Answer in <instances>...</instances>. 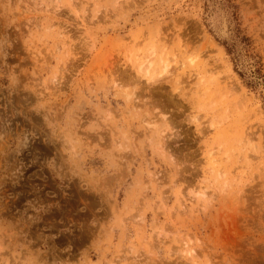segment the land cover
I'll return each mask as SVG.
<instances>
[{
  "label": "rangeland",
  "instance_id": "374dc122",
  "mask_svg": "<svg viewBox=\"0 0 264 264\" xmlns=\"http://www.w3.org/2000/svg\"><path fill=\"white\" fill-rule=\"evenodd\" d=\"M0 264H264V0H0Z\"/></svg>",
  "mask_w": 264,
  "mask_h": 264
},
{
  "label": "bare ground",
  "instance_id": "6f19581e",
  "mask_svg": "<svg viewBox=\"0 0 264 264\" xmlns=\"http://www.w3.org/2000/svg\"><path fill=\"white\" fill-rule=\"evenodd\" d=\"M149 57L150 56L148 55L147 57H145L142 60V62L139 63V67L138 68H139L140 72H142L143 74H145L147 76H150L152 78H154L155 75H157V74H158V76H163L165 74L170 73L171 70L169 71V65L166 62H163L162 66H161V70L158 72V69H157V71L155 73L154 72L155 70H152L153 62H152V60ZM206 93H207L206 91L203 92V94H206ZM162 132L165 133L164 131H162ZM163 138H165V136ZM166 143H167L166 140H163V139L160 140V144H161L160 147L163 148L164 146H166ZM228 187H230V185L228 184V181H225L223 183V188H228ZM211 196H213V195H211ZM195 199H197L198 201L203 200V201L209 202V200H211L212 198L209 197V194H207L206 188H205L198 195L195 196ZM185 250H187L186 253H190L192 255L195 252L194 249H185Z\"/></svg>",
  "mask_w": 264,
  "mask_h": 264
}]
</instances>
